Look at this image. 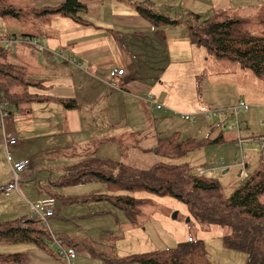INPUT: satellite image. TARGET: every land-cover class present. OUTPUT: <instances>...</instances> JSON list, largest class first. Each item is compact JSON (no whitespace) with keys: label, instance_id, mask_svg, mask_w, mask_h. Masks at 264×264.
<instances>
[{"label":"crops","instance_id":"obj_1","mask_svg":"<svg viewBox=\"0 0 264 264\" xmlns=\"http://www.w3.org/2000/svg\"><path fill=\"white\" fill-rule=\"evenodd\" d=\"M64 2V0H34L33 7L30 10L55 8L64 4ZM86 4L88 8L82 17L91 23V26L81 27L59 16H51L49 19L37 18L42 23L38 27H34L33 32L22 34V37L33 38L32 36H37L38 45L22 43L19 40L15 46L16 50L5 57L6 62L14 58L17 64L22 67L26 66L32 77L46 81L44 90L33 89L30 93L41 94L54 99H74L78 101L79 108L77 110H66L58 102L52 100L46 103L32 104V108H39L37 110L53 108L61 114L63 113L64 116L65 111L68 112L65 119L68 122L70 120L74 128V134H65L69 142H67L66 149L60 151L73 152L67 157L74 165L89 158L91 153H95L96 157L100 159H113L110 153L107 156H99L106 149L109 152L110 149L112 151L114 149V152L120 150L121 153L119 152L118 160L121 164L140 169H149L162 161L157 152L160 137H157L156 140L152 139L157 136L153 133L157 123L164 122L161 119L158 120V113L157 116L153 115L154 110L164 111V108L163 110L157 109L155 104L149 101L151 97L153 98L152 102L156 101L155 103H158L154 96L155 87L145 83L148 74L144 75L143 81L141 80L142 85L152 90L148 94H145L141 85L134 84L136 79H141L138 78L141 66L133 52L129 49L125 51L123 49L111 51L110 49L111 46L117 45V42L120 41L116 39L115 34L118 37L131 34L138 37L148 32L156 37L152 25L144 20L137 11V6L141 4L182 23L177 27L166 29V45L158 40L164 48L172 47L169 55L176 57L178 64L184 65L187 60H190L200 67H205L204 69H216V73L213 76H208L210 80L215 81L214 85L211 88L207 87L202 98H200L202 100L191 108L193 111L192 115H197L196 119L199 116L201 117L199 122L188 126L190 133L196 131L198 135L199 133H204L207 128H213L216 125L214 122L218 121V119H205L200 114V109L203 106L211 109H230L239 102H246L250 106L249 112L243 115L247 130L250 129V126L253 127L258 124L259 115H264V94L260 88L263 84L262 80L257 79L247 70L238 66L235 69L234 66L236 65L232 63H225V61H220V64L209 63L211 56L208 55L206 49H202L191 42L188 28H186L187 23L190 22L189 20L193 18L191 15H200L207 18L217 13H231L238 16L246 13L249 15L257 14V16L253 15V18L250 19L261 21L262 16H264V0H87ZM260 24L264 27L262 22ZM170 37H174L172 42H170ZM110 38H114L115 41L110 40ZM42 45L46 47L45 51L38 50V47L42 48ZM149 56L150 52L147 49L146 61ZM115 68L124 69L126 72L125 76L113 80L110 77V73ZM89 76L97 81V86L94 89L87 88L81 92V96L77 97L75 86H81L79 88H82L81 84ZM75 81H78L79 85ZM256 83L259 88H256ZM57 84L67 85L61 90L63 91V96L58 93L53 94L55 90L57 91L55 88ZM87 95L91 96V98L85 100ZM96 97L98 98L96 99ZM95 103L97 106L94 105ZM130 105H133V107ZM23 106L26 105L17 108L20 115L21 112L31 108H23ZM138 107L142 110L143 122L146 124V128L143 124H138L139 127L136 126L135 122H131L128 116L129 112H140ZM14 109H11V114L6 120L7 123H5L6 126L4 128L0 126V186L7 185L11 181L12 174L9 164L8 169L6 167V156L8 158L9 154L20 161L29 160L30 167L21 175L22 184L19 192L15 191L10 195H0V218L1 215L7 217V219H0V224L33 217L34 205L47 201L51 197L50 194L56 192L53 187L50 188L51 186H46L43 189L47 185L44 184L43 179L39 183L40 175L36 174V172L42 169L39 167L41 165H37V160L44 158L45 155L43 153L38 154L40 151L36 147V137L32 136L36 132L26 129V126L22 125L21 121L13 120L11 123L8 122L14 116ZM165 109V112H167L168 108ZM98 112H101V114L98 115ZM24 113L26 114V112ZM119 118L123 119V121L120 122ZM204 120H207V127H204V123H202ZM208 121L212 122V124ZM119 129H125L127 132L118 135L117 130ZM5 132L17 139L16 145H5ZM179 133L182 138V132ZM259 133L260 136H264V126ZM126 134L131 137H139L134 143L135 146L131 145L129 148L125 146L123 140ZM220 136L223 137V133ZM238 136L236 134V139ZM194 137L197 140L199 139L196 136ZM74 138L75 140H73ZM222 148L221 146L216 147V149ZM240 149L242 150L243 148ZM32 152L34 153L33 156L28 158ZM135 153L137 156L139 155L138 158H135ZM203 161L205 162V160ZM236 162H238V159H236ZM249 163V159L248 162L244 161L243 168L247 169ZM221 165H224V163L222 162ZM232 166L229 165L228 169ZM203 167H200L199 174L204 175L206 172L213 174L215 172L213 169H209L208 165ZM66 169L68 170L69 168ZM241 174L239 175L240 177ZM31 183L39 184L40 189L36 190L38 192L37 195H35V186L31 185ZM49 183L53 185V182L49 181ZM24 208L30 209L29 214L23 212ZM55 209V216L51 220H58L63 223L64 228L56 229L59 234H54L63 237L61 239H63L65 244L74 248L73 241L68 235L69 228L65 227L63 221L66 216H69L67 215L68 205L57 203ZM58 215L63 217L60 219ZM71 218H76V216L72 215ZM31 250L33 251L34 249L30 248L29 251ZM37 252L44 253L52 258L55 257L67 264L58 257L56 251L49 253L37 250ZM28 256L29 254H26L28 264H30ZM41 261H43V264H53L47 263L45 259Z\"/></svg>","mask_w":264,"mask_h":264},{"label":"rangeland","instance_id":"obj_2","mask_svg":"<svg viewBox=\"0 0 264 264\" xmlns=\"http://www.w3.org/2000/svg\"><path fill=\"white\" fill-rule=\"evenodd\" d=\"M6 1L8 4L22 8L25 11L30 10L34 4V0ZM253 15L257 16V14ZM253 15L242 13L240 16L252 19ZM34 21L33 16L24 17L22 20L0 17V39L8 37L17 38L19 41L22 34L29 33L34 29ZM252 23L247 29L255 34H259V36H264V27L260 24V20L253 21ZM119 37L120 41L117 42V45L114 44L113 47H110L111 51H117L118 49L125 51L129 49L135 54L136 60L141 66V68L139 67L138 74V78L141 79H136L134 84L141 85L145 94H148L152 90L142 85L143 83L141 84L144 75L148 74L145 83L151 87H155L154 96L157 102L164 107V111L154 110L153 115L157 116L158 113V120L161 119L164 122L157 123V127L153 132L157 136L152 138L149 135L150 138L156 140L157 137L163 138L175 132H182V139L184 140L188 138L196 139L194 136L199 138L198 140H201L208 137L211 139L219 138L223 133L221 143H209L178 159H165L167 164L181 167L187 166L196 175L200 173V167L208 165V168L213 169L215 172L213 174L206 172L204 177L217 180L226 196L234 193L246 181L247 177L252 176L256 170H264V149L261 146L246 144V140H244L243 149L239 148L238 141L236 142L237 130L234 129V127H237L235 120H227L223 127H209L204 133H199V135L197 131L190 133L188 126L199 122L201 116L196 121L186 122L182 120V115L193 114L191 108L202 100L200 98H202L206 88H211L214 85L215 81L210 80L208 76H213L216 73L215 68H211L210 70L204 69L205 67H200L195 62L187 59L186 64H178L177 58L171 56V54L169 55L172 47L164 48L154 34L151 35L148 32L138 37L133 34ZM173 38L170 37V42H172ZM110 40L115 41L114 38H110ZM166 44L164 43V45ZM15 45L17 44H14L10 49L14 51ZM45 49L44 45H42V48L38 47L40 51H45ZM147 49L150 52V56L146 61ZM14 62H16L14 58L6 62V59L0 56V63L14 64ZM209 63L218 62L215 57H211ZM225 63L231 64L230 61H225ZM234 67L235 69L237 68V66ZM248 72L253 75L251 71ZM262 82L263 84L260 88L264 94V81ZM75 83L79 85L78 81H75ZM81 85L82 88H79L81 86H75L77 97L81 96V92L87 88L94 89L97 86V81L89 76L84 79ZM255 85L256 88H259L257 83ZM66 86V84H57L55 86L57 91L55 90L53 94L58 93L62 95L63 91L61 90ZM89 98L91 96L87 95L85 100ZM94 105L97 106L96 103ZM130 106L133 107V105ZM24 107L31 108L21 112V115L18 114L17 109H14V116L8 122L11 123L13 120L21 121L22 125L26 126V129L36 132L32 136L36 137V147L40 151L38 154L43 153L45 155L44 158L37 160V165H41L39 167L42 169L36 172V174L40 175L39 183L43 179L44 184H47L43 189L46 186H51L50 188L53 187V190L57 192L58 188L56 186L60 183L63 176H67L68 170L66 168L74 165L67 157L73 152L66 153L60 151L65 150L67 142H69L65 134H74V128L70 120L68 122L65 119L68 112L65 111L64 116L63 113L61 114L53 108L37 110L39 108H32V104ZM165 108H168L166 113ZM139 110L140 112H129L127 114L131 122H135L136 126L143 124L146 128V124L143 122L142 110L140 108ZM24 112L28 113L25 114ZM97 114L100 115L101 112ZM241 118L242 116L239 118L240 121ZM216 119L220 120L219 118H213L212 120ZM119 120L120 122L123 121L121 118ZM206 121L202 122L204 123V127H207ZM218 121L214 123L218 125ZM263 121L264 115H259L258 124L253 127L250 126L249 130L247 128L242 130L241 138L246 139V137L252 134L259 135L264 126ZM210 123L212 124V122ZM241 124L245 123L241 121ZM117 132L120 135L127 131L119 129ZM145 133L149 134L148 132ZM138 139V136L131 137L126 134L123 142L129 148L131 145L135 146L134 143ZM219 146L223 148L216 149ZM119 152L120 150L114 152V149L113 151L110 149L109 152L106 149L99 156H107L110 153L113 159L118 160L121 153ZM33 154L32 152L28 158H31ZM138 156L135 153V158H138ZM236 159H238V162H236ZM248 159L250 160L249 167L245 169L243 168V162H248ZM14 160L20 161L18 158ZM222 162L224 165H221ZM229 165L234 166L228 169ZM6 167L8 169V159ZM46 171L48 172L45 173ZM240 174L241 177L239 176ZM49 181L53 182V186ZM31 185L35 186V195H37L38 192L36 190L40 189L39 184L31 183ZM61 189L63 195L75 196L73 197L75 200L74 204L68 206L67 215L69 216H66L63 220L65 227L69 228L68 235L73 241L74 249L77 252V260H75L74 264H110L111 260L117 258L122 259L174 249L182 243L195 241L204 242L209 259L213 264H248V256L246 254L225 248L223 238L230 234L228 228L201 222L189 211L186 203L177 198L160 197L148 192L135 194L134 196L137 199L143 201V205L134 218H129L125 212L116 208L115 204L108 199V196L106 197L109 193L104 185L92 183ZM23 212L29 214L30 209L24 208ZM72 215L76 216V218H71ZM58 217L61 219L63 216L58 215ZM0 219H7V217L1 215ZM49 225L52 232L56 234H59L57 231L59 228H64L63 223L58 220H50ZM30 248L34 250L29 251ZM37 250L39 249L33 245L0 244V254H29L28 259L30 264H43L42 259H45L47 263L64 264L55 257L52 258L49 255L37 252Z\"/></svg>","mask_w":264,"mask_h":264},{"label":"trees","instance_id":"obj_3","mask_svg":"<svg viewBox=\"0 0 264 264\" xmlns=\"http://www.w3.org/2000/svg\"><path fill=\"white\" fill-rule=\"evenodd\" d=\"M64 1V4L55 8L25 11L22 8L8 4L6 0H0V17L22 20L24 17L33 16L35 19L33 22L34 27H38L42 22L37 18L49 19L51 16H59L81 27L91 26V23L82 17L88 8L87 0ZM137 11L144 20L152 25L157 39L163 43L166 42V29L182 24L180 21L155 12L151 7L144 4L138 5ZM191 17L193 18L189 20L190 22L187 23L186 28H188L191 42L194 45L206 49L208 55L215 57L219 64L220 61H230L241 69L251 71L257 79L264 81V36H259V34L247 29L253 20L231 13H217L207 18L200 15H191ZM260 22L264 25V16H262ZM32 37L23 36L20 40L22 43L28 44H32L35 40L39 41L36 38L37 36ZM115 37L120 40L118 35L115 34ZM14 39L17 40V38ZM12 52L13 50L10 48L0 49V56L5 58L7 54ZM45 84V80L32 77L26 66L22 67L16 62L14 64L0 63V106L4 103L8 104V115L3 125H1L0 118V126L4 128L12 108L17 109L22 105L41 104L52 100L58 102L66 110H77L79 108L78 101L74 99H54L53 97L30 93L33 89L44 90L46 88ZM155 102L151 103L155 104ZM158 104L156 103L155 107ZM160 106L162 108H156L163 110L164 107L161 104ZM202 109L211 108L203 106L200 109V114L209 120ZM225 110H229V108ZM244 114L241 115L242 122H244ZM185 116L182 115L181 117L186 122L194 121L197 117V115H192L191 118L185 119ZM230 119L233 118L229 114L226 118L219 120V124L214 125L213 128L223 127L225 122ZM239 126L240 128L234 127L237 130V136L239 134L236 139L239 148L244 147V140H246V144L261 146L264 149V142H262L264 136L252 134L248 137L245 136L246 139H243L241 138V131L245 130L247 125L239 124ZM5 134L9 135L8 132H5ZM220 140H223L222 136L215 139L208 137L202 140L194 138L183 140L179 132L161 137L158 141L157 152L162 161L149 169L127 166L116 159H100L96 157L95 153H91L86 160L69 167L67 176L65 175L66 177H63L57 186L54 184L58 188L57 192L51 193V197L48 199V201L54 203L52 208L54 216L57 203L70 206L75 202L73 198L75 196L62 195L61 188L66 187L92 183L104 185L109 193L106 197L108 196V199L115 204L116 208L125 212L129 218H134L143 205V201L137 199L134 196L135 194L148 192L160 197H173L185 202L189 211L201 222L228 228L230 234L223 238L225 248L246 254L248 264H264V170H257L252 176L247 177L246 181L234 193L226 196L217 180L206 178L199 173L196 175L187 166L181 167L165 162V159L184 157L209 143L217 144ZM20 162L29 163L24 171L26 172L30 167V161L17 162L14 160L15 164ZM8 164L12 174L11 181L7 184L10 185L14 183V173L9 160ZM24 172L18 174L17 189L8 194L2 193L0 195H10L15 191L19 192L22 184L21 175ZM51 232V229L49 230L43 226L40 217L33 210V217L0 224V244L33 245L39 250L53 253L56 249L52 248L54 241L52 234L54 233L51 234ZM54 236L60 239L65 246H70L61 239L63 237L56 234ZM0 264H28V261L24 254H0ZM110 264L213 263L209 259L204 242L195 241L182 243L174 249L114 259L110 261Z\"/></svg>","mask_w":264,"mask_h":264},{"label":"built area","instance_id":"obj_4","mask_svg":"<svg viewBox=\"0 0 264 264\" xmlns=\"http://www.w3.org/2000/svg\"><path fill=\"white\" fill-rule=\"evenodd\" d=\"M14 44H18V40L14 38H3L0 39V49H9L11 48ZM32 45L37 46L38 41H34ZM126 72L124 69H113L110 73L111 78H117V77H123L125 76ZM149 101L152 102V98H149ZM156 104V103H155ZM157 108H162L160 105H156ZM250 110V106L245 103L241 102L240 104L232 107L229 110H211V109H202L203 112L207 115V118H219L223 119L226 118L227 115H231L233 120L237 122V127L240 128L239 124V118L243 113H247ZM8 115V104L4 103L2 106H0V118H1V125L4 124V121ZM192 115H187L185 116V119L191 118ZM264 124V122H263ZM262 142H264V138H262ZM4 143L7 146H13L17 143L16 138L13 135H4ZM8 160L13 167V173H14V183L0 187V194L5 193L8 194L11 191L17 189V184L19 182V173L24 172L27 167H28V162H20L18 164L14 163L13 157L9 154L8 155ZM54 206L53 201H44L40 205L34 206L35 214L38 215L43 223V226L47 229L50 230L49 227V219L54 217V212L52 211V208ZM52 234V232H51ZM53 235L54 241L52 243V248H55L58 254V257H60L62 260H64L67 264H74L75 260L77 259V252L74 248L72 247H67L64 245V243L60 240L57 239L56 236Z\"/></svg>","mask_w":264,"mask_h":264},{"label":"clouds","instance_id":"obj_5","mask_svg":"<svg viewBox=\"0 0 264 264\" xmlns=\"http://www.w3.org/2000/svg\"><path fill=\"white\" fill-rule=\"evenodd\" d=\"M246 177H247V175H246ZM249 177V176H248Z\"/></svg>","mask_w":264,"mask_h":264}]
</instances>
